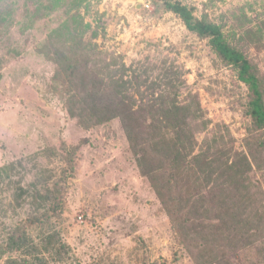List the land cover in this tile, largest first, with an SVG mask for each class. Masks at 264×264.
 I'll return each instance as SVG.
<instances>
[{
	"label": "rangeland",
	"instance_id": "obj_1",
	"mask_svg": "<svg viewBox=\"0 0 264 264\" xmlns=\"http://www.w3.org/2000/svg\"><path fill=\"white\" fill-rule=\"evenodd\" d=\"M172 1L219 25L264 93V0ZM74 15L108 93L118 82L116 99L143 125L147 154L120 118L99 122L57 82L48 52L70 38ZM250 101L237 69L159 0H0V264H264V133ZM179 132L180 167L155 148ZM166 178L194 219L189 250L172 227ZM228 193L260 232L224 259L204 226L222 222L209 213Z\"/></svg>",
	"mask_w": 264,
	"mask_h": 264
},
{
	"label": "trees",
	"instance_id": "obj_2",
	"mask_svg": "<svg viewBox=\"0 0 264 264\" xmlns=\"http://www.w3.org/2000/svg\"><path fill=\"white\" fill-rule=\"evenodd\" d=\"M159 1L163 2L169 11L179 16L188 30L202 38H208L211 47L219 57L226 64L237 69L239 79L248 87L250 92L251 101L248 114L253 120V126L264 133L263 84L252 61L228 42L219 25L209 21L207 18H198L195 13V7H189L180 1ZM65 29L70 33V38L64 42L65 45L62 44L54 53L48 52V56L58 66L57 82L66 86V90L73 94L72 97L76 106L82 103L91 106L85 107V109L83 107L81 108L84 113L90 110L99 122H109L120 118L124 126L128 129L132 148L136 154H139L140 150L138 148H142V144L140 145L137 138H139L140 133L143 131V125L134 116L135 113L130 111V106L125 101L119 98L116 99L118 96V82L114 83V87L111 89L112 91L108 93L107 86L104 80L101 79L104 68L98 69V64L100 63L95 62V58L100 53L96 52L92 43L90 44L85 41L86 26L84 21L77 15H74L68 21V24H66ZM190 126L188 120L184 119L181 133L188 132ZM187 139L189 140L188 144L191 145V137L189 136ZM180 143H182V135L179 132L175 138H164L162 143H156L155 148L158 153L163 154L165 159H170L173 164L180 167L181 163L184 162ZM261 146L264 147V138ZM141 150L147 154L144 148ZM146 159L151 160L153 158H147L145 155L140 157L142 163H145ZM175 183L176 181L173 182V179L166 178L160 187L167 189L171 194V198H174V200L172 198L166 205L167 211L170 215L172 227L177 238L189 250L196 242L194 239L196 237L192 233L194 219L192 220V214L190 216L189 213L184 215L185 205L183 199L173 196V192L175 193L174 189L177 187V185H173ZM215 197L217 198L215 200L217 204H214V210H217L209 214L218 219L220 218L222 222L215 225L214 229L207 226L204 227L206 230L209 229L210 235H208L207 239L212 238V240H208V245L218 247V249H210L209 251L213 253L216 250V256L218 258L224 256L225 259L232 250V246L239 245L240 247H248L260 230L254 231L256 227L250 221L241 219L246 216V212L243 214L233 212L234 208L244 210L246 207L243 205V202H239V204L232 203V193H228V198L218 195ZM229 214L232 216H227ZM228 217L231 219H228Z\"/></svg>",
	"mask_w": 264,
	"mask_h": 264
}]
</instances>
